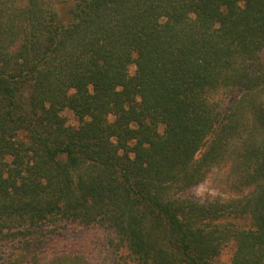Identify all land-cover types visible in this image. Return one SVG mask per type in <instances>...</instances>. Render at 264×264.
I'll return each mask as SVG.
<instances>
[{
    "label": "trees",
    "instance_id": "obj_1",
    "mask_svg": "<svg viewBox=\"0 0 264 264\" xmlns=\"http://www.w3.org/2000/svg\"><path fill=\"white\" fill-rule=\"evenodd\" d=\"M68 227L100 264H264V0H0V264H96Z\"/></svg>",
    "mask_w": 264,
    "mask_h": 264
},
{
    "label": "rangeland",
    "instance_id": "obj_2",
    "mask_svg": "<svg viewBox=\"0 0 264 264\" xmlns=\"http://www.w3.org/2000/svg\"><path fill=\"white\" fill-rule=\"evenodd\" d=\"M74 0H57V8L60 12V17L62 20L67 19V9L71 6ZM131 72H133V68H131ZM64 117L66 118V121L69 125L75 126L76 120L71 112L64 111L63 112ZM218 178L215 176H210L207 178L206 181L203 183L191 188L187 193L186 196L198 199V200H204L207 197H215V196H221L226 197L227 194L232 192L228 189V187L225 185L224 179L220 177V175H217ZM96 232L90 231V230H84V229H78L73 227H68L63 235L59 238L60 239V248L65 249H72V247H75L77 245H85L89 246V257L91 258L92 262L96 264H100V262L103 261V255H101L96 249H100V246L98 243L94 245H89L88 241L94 240V234ZM230 255V247L226 248L222 256L220 258L221 264H227L229 260Z\"/></svg>",
    "mask_w": 264,
    "mask_h": 264
}]
</instances>
